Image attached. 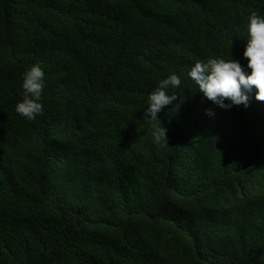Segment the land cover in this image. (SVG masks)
Returning a JSON list of instances; mask_svg holds the SVG:
<instances>
[{
    "label": "trees",
    "instance_id": "1",
    "mask_svg": "<svg viewBox=\"0 0 264 264\" xmlns=\"http://www.w3.org/2000/svg\"><path fill=\"white\" fill-rule=\"evenodd\" d=\"M253 11L264 0H0V264H264V102L221 108L187 75L209 58L250 72ZM37 64L30 121L15 107ZM172 74L177 99L144 116Z\"/></svg>",
    "mask_w": 264,
    "mask_h": 264
},
{
    "label": "clouds",
    "instance_id": "2",
    "mask_svg": "<svg viewBox=\"0 0 264 264\" xmlns=\"http://www.w3.org/2000/svg\"><path fill=\"white\" fill-rule=\"evenodd\" d=\"M147 54V52L145 53ZM244 57L248 59L247 72L239 61L230 59L209 58L206 61H196L187 75L198 86L200 92L221 108L243 104L248 106L249 93L256 90L255 99L264 102V16L253 11L248 17V39ZM44 71L37 64L28 68L23 77L22 87L24 97L16 104L15 111L27 120L34 121L43 115V105L40 103L44 88ZM181 79L176 74L162 79L159 85L148 97V105L144 116L157 119V114L167 105L177 99L176 93H169V88H179ZM230 100L231 104H225ZM211 115V110H207ZM155 143H167V129L161 123L153 131Z\"/></svg>",
    "mask_w": 264,
    "mask_h": 264
}]
</instances>
